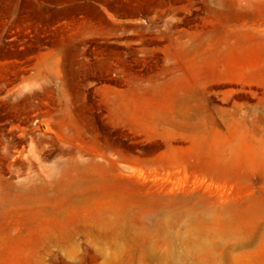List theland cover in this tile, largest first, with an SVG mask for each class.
Instances as JSON below:
<instances>
[{
	"label": "rangeland",
	"instance_id": "374dc122",
	"mask_svg": "<svg viewBox=\"0 0 264 264\" xmlns=\"http://www.w3.org/2000/svg\"><path fill=\"white\" fill-rule=\"evenodd\" d=\"M0 264H264V0H0Z\"/></svg>",
	"mask_w": 264,
	"mask_h": 264
}]
</instances>
